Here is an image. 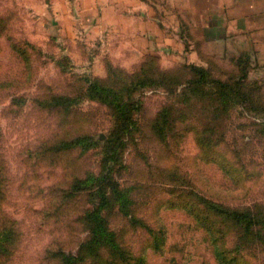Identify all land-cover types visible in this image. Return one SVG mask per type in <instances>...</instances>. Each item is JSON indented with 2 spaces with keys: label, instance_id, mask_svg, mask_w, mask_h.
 Here are the masks:
<instances>
[{
  "label": "rangeland",
  "instance_id": "obj_1",
  "mask_svg": "<svg viewBox=\"0 0 264 264\" xmlns=\"http://www.w3.org/2000/svg\"><path fill=\"white\" fill-rule=\"evenodd\" d=\"M142 1L112 12L94 0H0V229L12 232L0 264L76 255L101 194L123 259L100 247L75 264H264V230L243 236L202 203L264 213V43H200L180 11ZM238 57L249 96L222 103L210 80L233 81ZM190 66L208 72L204 84ZM90 84L104 100L87 96ZM118 103L132 125L104 162ZM107 182L127 190L129 215Z\"/></svg>",
  "mask_w": 264,
  "mask_h": 264
},
{
  "label": "trees",
  "instance_id": "obj_2",
  "mask_svg": "<svg viewBox=\"0 0 264 264\" xmlns=\"http://www.w3.org/2000/svg\"><path fill=\"white\" fill-rule=\"evenodd\" d=\"M234 65L236 67L238 76H236L233 81L226 82L218 79L210 80V82L215 85L216 90H218L219 96L222 98V103L241 102L243 100H247L249 96V94L241 88L246 75L245 65L241 57H238L234 60ZM190 70L197 77L193 81L194 83L204 84L207 81L208 72L205 69L199 66H190ZM87 96L104 100L102 90H98V88H96L94 84H90L87 88ZM114 107L116 113L114 115L112 132L104 141V151L102 156L104 162H108L110 160L115 161L116 159H118V153L115 152L114 145L116 144V142L120 141V138L132 125V119L130 118L129 114L130 105H123L121 103H118V105ZM160 129L161 127L156 126V131L158 132V135L161 136L159 132ZM82 141L83 139L79 137L68 143L66 142V144L64 145H76ZM107 183L110 184L108 188V194L118 203L120 213L125 216L129 215L127 208L129 207L131 202L127 199V190L119 189L115 182ZM73 188L76 187L74 186ZM97 193L100 194V192L96 189L91 192V195L93 196ZM105 198L106 197L104 196V194H101L100 201L97 206L93 207L89 212L85 214L86 223L88 224V238L79 245L76 255L66 254L60 251L57 252L56 256L58 258L59 264H75L76 261L82 259V256L80 255L84 254L88 256H94L97 253V249L100 247L107 248L111 256L123 259V253L114 240V234L111 231H107L105 229L103 219L99 216V208ZM202 203L205 210L211 212L215 216H218L224 221L230 222L233 226L237 227L242 232L243 236L249 235L252 238L259 237L261 229L264 230V213L259 209L252 210L250 207L243 206L231 208L207 200H203ZM130 221L132 222L133 220L130 219ZM11 233L12 232L8 230V228L2 227L0 229V257L5 256L9 252V245H11L12 242ZM159 237L160 236H158V238L154 237V248L158 247L159 245Z\"/></svg>",
  "mask_w": 264,
  "mask_h": 264
},
{
  "label": "crops",
  "instance_id": "obj_3",
  "mask_svg": "<svg viewBox=\"0 0 264 264\" xmlns=\"http://www.w3.org/2000/svg\"><path fill=\"white\" fill-rule=\"evenodd\" d=\"M156 1L164 3L166 10L180 11L186 26L196 28L194 33L200 43L230 41L237 46L264 43V0ZM93 3L112 12H135L145 4L142 0H94Z\"/></svg>",
  "mask_w": 264,
  "mask_h": 264
}]
</instances>
